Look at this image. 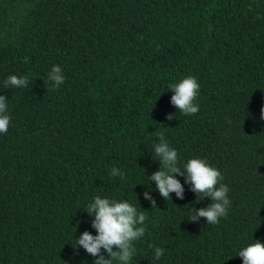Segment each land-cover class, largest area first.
I'll use <instances>...</instances> for the list:
<instances>
[{"label":"trees","instance_id":"trees-1","mask_svg":"<svg viewBox=\"0 0 264 264\" xmlns=\"http://www.w3.org/2000/svg\"><path fill=\"white\" fill-rule=\"evenodd\" d=\"M10 75L29 86L6 88ZM188 76L191 116L169 90ZM0 95V264H94L74 247L97 235L85 211L96 196L146 217L129 264H243L238 252L264 243V0H0ZM156 132L181 169L199 158L220 171L230 207L217 224L188 220L211 199L183 176L184 199L149 180Z\"/></svg>","mask_w":264,"mask_h":264},{"label":"clouds","instance_id":"clouds-1","mask_svg":"<svg viewBox=\"0 0 264 264\" xmlns=\"http://www.w3.org/2000/svg\"><path fill=\"white\" fill-rule=\"evenodd\" d=\"M48 79L57 88L64 83L65 77L59 65L52 67ZM4 83L6 88L29 86L27 77L16 75H10ZM199 87L193 76L185 77L180 82L170 85L169 90L174 93L171 96V104L183 115H195L199 111V105L194 103ZM6 112L7 99L0 95V134H6L10 124V117ZM174 118L176 113L166 117L169 121ZM261 118L264 119V108L261 109ZM156 135L160 142L154 146V152L159 157L156 161H159L160 167L148 177L149 180L155 182L156 190L165 200L171 199V193H175L179 199H184L185 189L180 180L175 178V175L183 176L185 183L190 184V190L198 199L201 195L211 199V203L206 208L199 210L193 208L195 214L188 220L198 222L199 218H204L207 224H217L221 217L227 215L230 207L229 188L220 183L223 179L220 171L199 158L189 159L181 169L177 166V151L169 147L163 132H156ZM110 175L123 176V172L114 167ZM144 198L150 201L152 208L157 207L155 199L147 191L144 193ZM85 211L93 218L91 226L96 230L97 235L93 236L88 231L83 232L79 239L75 240L74 248L82 247L88 254L98 257L94 260V264H114V262L129 264L135 252L133 241L145 235V228L142 226L146 220L145 215L138 213L137 209L126 201L110 200L100 196H96ZM150 247H154V258L159 260L164 254V249ZM102 249L107 253L108 258L101 254ZM237 256L242 258L243 264H264V243L255 240L254 243L240 250Z\"/></svg>","mask_w":264,"mask_h":264}]
</instances>
